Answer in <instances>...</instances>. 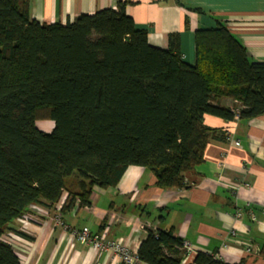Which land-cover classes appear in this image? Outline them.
<instances>
[{
    "label": "trees",
    "instance_id": "obj_1",
    "mask_svg": "<svg viewBox=\"0 0 264 264\" xmlns=\"http://www.w3.org/2000/svg\"><path fill=\"white\" fill-rule=\"evenodd\" d=\"M30 2L0 0V264H22L2 236L34 205H56L67 191L62 213L88 206L130 165L149 168L161 188L185 187L219 132L206 114H264V61L226 25L196 31L190 64L179 33L167 48L152 45L124 3L63 24L33 18ZM183 240L173 228L149 229L139 259L243 264L205 251L184 262Z\"/></svg>",
    "mask_w": 264,
    "mask_h": 264
},
{
    "label": "crops",
    "instance_id": "obj_2",
    "mask_svg": "<svg viewBox=\"0 0 264 264\" xmlns=\"http://www.w3.org/2000/svg\"><path fill=\"white\" fill-rule=\"evenodd\" d=\"M120 2L152 45L167 48L169 35L179 33L190 64L196 61V31L220 24L244 43L252 60L264 61V0H31L30 12L40 22L65 24L81 13L118 9ZM221 104L238 105L229 98ZM205 123L219 132L187 176V186L161 188L149 168L130 165L116 186L95 188L90 205L61 212L69 229L54 220L57 204H36L31 213L40 221L19 217L12 223L16 230H7L3 239L22 264H124L113 251L77 241L71 230L99 232L108 225V239H120L138 253L149 229L173 228L193 248L184 262L205 251L231 263L264 264V114L231 120L206 114ZM239 240L251 241L253 252Z\"/></svg>",
    "mask_w": 264,
    "mask_h": 264
},
{
    "label": "built area",
    "instance_id": "obj_3",
    "mask_svg": "<svg viewBox=\"0 0 264 264\" xmlns=\"http://www.w3.org/2000/svg\"><path fill=\"white\" fill-rule=\"evenodd\" d=\"M236 116L239 117V114L237 113ZM62 205H63L62 202H59L57 204V207H56L57 213L54 216V220L58 224L62 225L64 228L69 229V226L62 220V216H61ZM241 215H242L241 210H238L237 216H241ZM253 218H255V217L253 216ZM21 219L23 220V222H28V221L39 222L40 221L37 218V216H35L34 214H32L30 212L24 213L21 216ZM108 231H109V226L107 225L106 227L103 228V230H101L99 232H92L90 230V228L83 227L80 229L73 228L71 230V233L77 241H79L83 244L91 245L95 249L100 250V251H113L115 254H117L121 258V260L124 262V264H134L137 261H140L138 253L133 252L129 248V246L126 243H124L122 240H120V239H108L107 238ZM240 242L242 243V245L245 246L246 251L253 252L254 246H253L251 241L243 240ZM183 247L186 251L185 252L186 256L184 259V261H185L186 258L188 257V255H190V253L193 252V248H192L190 242L187 240H183Z\"/></svg>",
    "mask_w": 264,
    "mask_h": 264
},
{
    "label": "rangeland",
    "instance_id": "obj_4",
    "mask_svg": "<svg viewBox=\"0 0 264 264\" xmlns=\"http://www.w3.org/2000/svg\"><path fill=\"white\" fill-rule=\"evenodd\" d=\"M36 125L39 129L48 132L51 130V126H54V121L52 119H40L36 121Z\"/></svg>",
    "mask_w": 264,
    "mask_h": 264
}]
</instances>
